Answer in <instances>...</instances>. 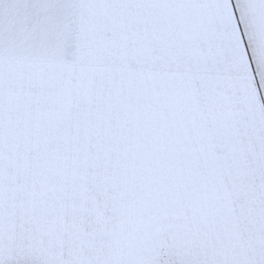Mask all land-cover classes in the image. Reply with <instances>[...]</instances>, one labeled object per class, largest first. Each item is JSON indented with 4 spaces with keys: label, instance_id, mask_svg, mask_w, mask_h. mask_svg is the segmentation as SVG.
I'll return each mask as SVG.
<instances>
[{
    "label": "crops",
    "instance_id": "crops-1",
    "mask_svg": "<svg viewBox=\"0 0 264 264\" xmlns=\"http://www.w3.org/2000/svg\"><path fill=\"white\" fill-rule=\"evenodd\" d=\"M0 155V264H264V0H0Z\"/></svg>",
    "mask_w": 264,
    "mask_h": 264
},
{
    "label": "rangeland",
    "instance_id": "rangeland-1",
    "mask_svg": "<svg viewBox=\"0 0 264 264\" xmlns=\"http://www.w3.org/2000/svg\"><path fill=\"white\" fill-rule=\"evenodd\" d=\"M252 45L253 43H248ZM211 121L208 122V138L213 137L214 135V118H210ZM212 142V143H211ZM213 140L208 139V153L206 156L202 157H191L192 163H205L206 164V173L204 178L207 179L208 186L213 185V180L215 176L214 172V164H215V156L212 149ZM8 162V157L6 155H0V164H6ZM202 174V173H201Z\"/></svg>",
    "mask_w": 264,
    "mask_h": 264
}]
</instances>
